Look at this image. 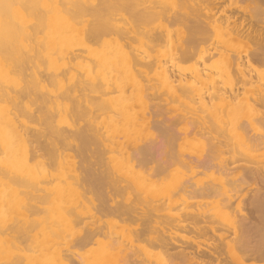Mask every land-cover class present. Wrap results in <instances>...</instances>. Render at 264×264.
<instances>
[{"label":"bare ground","instance_id":"1","mask_svg":"<svg viewBox=\"0 0 264 264\" xmlns=\"http://www.w3.org/2000/svg\"><path fill=\"white\" fill-rule=\"evenodd\" d=\"M11 1L26 5L32 11L30 13L35 14V18L37 15L40 21H47L52 33L46 46L34 39L41 26L40 22L29 27L20 17L19 20L7 19L6 12L10 10L7 7L9 2L13 4ZM247 1L253 5V13L244 9L240 0H0V33L9 27L19 36L32 40L25 44L24 39L19 48L18 61L15 62V56H12L15 63L5 65L3 62L5 66L2 65L3 70L0 72V153L4 154V159L0 160V255H13L12 259L0 264H146V258L136 255V251L131 249L132 252H129L126 246H136V243L145 239L141 235L144 231L146 233L149 226L155 227L156 231H151L156 232L152 238L159 244L155 242L156 245L162 247L153 255L146 247L147 257L154 258L155 264H247L248 260L264 259V219L261 218L264 214V167L246 163L247 160L256 163L255 152L264 145V70L257 68L258 64H264V0ZM171 5L175 6L173 11ZM30 13L27 15H31ZM89 16L101 18L102 25L93 24V20L87 18ZM185 20L193 21L196 25L194 29L198 27L206 36L209 32L206 31L212 24L218 25V22H222L220 20H224V37L219 41L216 38L217 46L196 51L201 64L189 69L188 74L181 71L179 61L186 60V56L198 49L199 45L194 46L193 43L192 50L186 44L188 40H182L178 49L173 53L170 51L171 55L168 54L169 60L160 55L161 45L164 40L171 38L174 25L181 21L185 23ZM155 21L156 27H149ZM71 33L79 36L78 49L66 44L68 38L69 42H73V37H69ZM107 33L114 35L112 41L99 50L93 48L92 44L96 41L99 45L97 39ZM181 34L183 37L187 33ZM190 37L189 42L192 41ZM201 37L200 40L205 42ZM233 39L238 44H230ZM245 40L251 41L252 45L247 44L251 47L249 52L244 50L247 52L244 54V51L239 50V43H244ZM137 41L142 44L141 48L135 45ZM219 43L224 48L220 50L221 61L234 75L228 85L211 79L213 66L207 63L209 57L215 54L213 51L220 48ZM7 52L8 50L5 53ZM194 54L190 56L195 57ZM43 57L51 64L53 71L33 69L29 76L24 74L21 88L12 90L15 88L11 89L10 86L11 74L16 70L18 72V69L26 70L27 66L23 63L31 62L33 68ZM58 60L63 61V69L56 66ZM77 68L80 77L64 91L48 89L50 83ZM153 68L156 72L152 75ZM127 86L131 89L130 93ZM31 92L36 94H33L37 98L35 104L25 101V97ZM137 92L141 94V106L133 103ZM187 98L198 100L202 114L195 116L180 110L178 114H172L174 117L171 116L172 119L176 117L174 120L178 122L174 126L182 123L181 132L186 138L194 135L195 139L198 137L201 141L208 140L209 146L207 145L205 158L202 156V159H198L196 155L197 158L194 159V155H188L191 159L181 158L179 162H184L192 172H198V167L203 165L213 166L216 155L230 149L231 138L237 136L244 147L240 157L246 162L240 157L241 160L234 157L233 160L243 161L242 165L239 164L244 168L242 175L237 177L233 174L240 166L236 165L234 168L229 162L222 160L215 165L221 174L208 185L198 187L191 178H187L175 183L171 192L165 195L164 201H148L143 196L135 197L137 200L131 199L126 205H111L110 211L112 209L118 216L126 214L141 220V223L137 222V230L118 231L115 224L110 223V240L101 242L97 249L94 247L95 250L88 254H80L82 247L102 234L105 225L103 226L100 215L110 206L109 194L106 193L108 196L104 198L106 189H100L102 193H99L95 183L103 178L112 185H118L125 177L140 179L144 188L157 185L162 168L147 171L149 169L141 168L143 163L146 164L142 160L150 154L149 151L153 150L151 145L158 140L154 129L159 128L163 121L161 119L165 123L167 121L169 115L159 120L161 115L168 114L170 110L165 104L169 106L171 100L185 102ZM65 99L71 100L73 105L63 106L62 100ZM163 100L166 101L165 104ZM2 101H9L11 105L3 104ZM61 110L69 112L73 121L86 119L87 125L79 129L71 126L68 131L63 127H53L51 119L54 116L56 118ZM105 114L108 115L104 116ZM24 116L44 120L46 125L42 122L46 127H34ZM170 123L173 125L172 121ZM134 132L144 135L150 141L137 146L131 153L123 152L126 162L123 174L119 177L111 176L110 170H107L110 167L102 170L105 154H112L109 156L110 162L116 160L117 157L113 154L130 142ZM70 149L73 153H66ZM161 156L163 153L159 156L162 160ZM177 156L175 158H179ZM61 157H64L65 163L61 166V172L55 174L53 164ZM169 161L171 165V160ZM250 181L262 185L249 201V205L254 206L249 208V212L254 208L255 213L262 211V215L261 212L254 215L253 211V214L250 213L252 216L248 215L244 203L241 204V199L237 200L238 189L243 187L241 184L245 185ZM101 183L105 184L103 181ZM93 191L99 193V198L103 196L104 200L98 198L101 203H95L91 195ZM198 195L218 197L216 210L213 213L209 211V215L201 209L187 208L179 213L171 212L170 209L178 201L177 196L190 201L194 196L199 197ZM139 199H142L145 207L139 206ZM39 213L41 215L37 216ZM88 218L91 219L89 231L85 230L86 233L81 238L74 239V228ZM254 218L260 221H253ZM138 224H143L144 228ZM38 227L40 230L36 231ZM177 227L196 232L195 237H200L198 234L204 236L208 232L212 233V244L208 250H199L197 241L191 239L193 243L190 240L187 245L196 248L195 250L188 246L191 252H187L188 248L186 251V246L183 245L178 248L179 251H174L177 244L172 241L171 230ZM153 240L150 238L152 243Z\"/></svg>","mask_w":264,"mask_h":264},{"label":"rangeland","instance_id":"2","mask_svg":"<svg viewBox=\"0 0 264 264\" xmlns=\"http://www.w3.org/2000/svg\"><path fill=\"white\" fill-rule=\"evenodd\" d=\"M13 4V6L11 5V3L9 2V4H8V7H7V10H9V11H7L6 12V16H7V19L10 21L11 20V18H13L12 20H19V18L18 17H20V19H23L24 20V22H25V24L27 25V26H29V27H31L32 26V24H33V26L36 24H38L39 22L41 23V26L39 27V29H41V30H39L38 29V31H37V33H36V35L34 36V39L36 40V41H38L39 43H41V45H45L48 41H49V37H50V35H51V33H52V28L48 25V23H47V21L46 22H44L43 20H41L40 21V18H38L37 17V15H36V18H35V14L33 15V13H30V8L29 7H27L26 5H24V4H22V3H18V2H16L15 1V3H14V1H11ZM18 3V4H17ZM229 2H227V4H228ZM20 4H22V5H20ZM240 5L244 8V9H246V10H250V12L252 11V13H253V9H252V7H253V5H251L247 0H240ZM9 6H11V7H9ZM22 6H23V9H25V8H27L26 10L27 11H29V13L32 15H27V14H29V13H27V11L25 10H23L22 9ZM24 6H25V8H24ZM170 8H171V11H173L174 9H175V6H173L172 7V5L170 6ZM173 8V9H172ZM236 11V10H235ZM19 12V13H18ZM32 12V11H31ZM9 13V14H8ZM34 13H37V12H34ZM237 13H238V11H237ZM240 13V12H239ZM9 15V16H8ZM12 16V17H11ZM28 16V17H27ZM24 17V18H23ZM38 18V19H37ZM90 21L91 20H93L92 22H94L93 24H95V25H97L98 24V26H101L102 25V23H103V20H101V18H99V17H91V16H89V17H87ZM96 18V19H95ZM98 18H99V20H98ZM31 19V20H30ZM11 20V21H12ZM96 20V21H95ZM28 21V22H27ZM43 21V22H42ZM98 21V22H97ZM220 21H224V20H220ZM100 22H101V24H100ZM222 22H218V25L217 24H212L210 27H209V30H207L206 32H208L207 33V36H206V33H204V32H201L199 29H197V28H195L194 29V27H196V25H195V23L193 22V21H191V20H185V23H184V21H181V22H179L180 23V25H179V23H176L175 25H174V28H173V33H172V36H171V38L169 39V40H164L163 42H164V44L162 43V45H161V48H160V55L163 57V59H166V60H169L170 58V56L168 57V54L169 55H171L173 52H175L177 49H178V45H179V43L182 41V40H188L187 41V45L188 46H190V48L193 50V43H194V46L195 45H199L198 46V49H194L195 50V52H194V50H193V52L195 53H193L192 51V53H190V54H188L187 56H186V60L185 59H183V61L181 62V61H179V65H180V67L182 68L181 69V71L182 72H184V73H187L188 74V70L190 69V70H192V68H194V67H196L197 65H200L201 64V59H200V57H198L199 56V54H197V50H199L200 48H206V47H208L209 46V49H211L212 47H214V46H217V44H218V41L219 40H221L223 37H224V34H223V31H222V28L224 27V22H223V24H222ZM30 25H29V24ZM42 23H44L43 25H42ZM188 25H187V24ZM100 24V25H99ZM219 24H222V25H219ZM156 25H157V21H155V22H151L150 24H149V27H156ZM190 25V26H189ZM195 25V26H194ZM43 26L45 27V28H43ZM178 26H179V28H178ZM192 26V27H191ZM43 28V29H42ZM178 28V29H177ZM181 28V29H180ZM186 30H185V29ZM187 28H188V30H187ZM190 28V29H189ZM10 29V30H9ZM181 30V31H178V30ZM184 29V30H183ZM197 29V30H196ZM183 30V31H182ZM199 30V31H198ZM41 31V32H40ZM44 31V32H43ZM46 32V33H45ZM182 32H185V33H187L186 35L184 34L183 35V37H182ZM193 32V33H192ZM199 32V33H198ZM2 33H4V34H2ZM6 33V34H5ZM11 33V34H10ZM198 34V38L196 37V35ZM1 34H2V36H1ZM189 34V35H188ZM192 34H194V35H192ZM202 34V35H201ZM4 35V36H3ZM40 35H41V37H40ZM107 35V36H106ZM104 34V35H102V37H101V39L99 38V40L97 39V42H99V45H98V43H96V41H95V44L93 43L92 44V46H93V48H95V49H97V50H99V49H101V47H103L106 43H108V42H111L112 41V39H113V37H114V35L113 34H109V33H107V34ZM18 35V33H15L11 28H9V27H6L5 28V30H2L1 31V33H0V39L2 40H0V53H2L3 55L1 56V54H0V72L3 70V68H2V65L3 66H5V65H7V64H13V63H15V62H17L18 61V58H19V56H20V50H19V48L21 47V43L22 42H24L25 40H26V42H24L25 44H28V43H30L32 40L31 39H29V38H24V37H22V36H19ZM186 36V37H185ZM189 36H191L190 38V40H192V41H190L189 42ZM192 36H194V37H192ZM203 38H202V37ZM205 36L206 37H208V40H207V42L205 41L206 39H205ZM4 37V38H3ZM9 37H11L10 38V41H9ZM18 37V38H17ZM69 37H73L72 39H71V41H73L72 43L71 42H69V40H70V38H68V40H66V44H67V46H71V47H73V48H75V49H78V42L80 41V39H78L79 38V36L78 35H76V34H74V33H71L70 35H69ZM199 37H201V39L203 40V41H205V42H202L201 40H200V38ZM222 37V38H221ZM4 40H3V39ZM13 38V39H12ZM20 38V39H19ZM185 38V39H184ZM187 38V39H186ZM196 39L197 41H198V44H197V41H195V40H193V39ZM216 38H218V41H217V39ZM220 38V39H219ZM25 39V40H24ZM33 39V40H34ZM13 40H14V42H13ZM172 40V41H171ZM235 39H233V40H231L230 41V44H232V45H234V43H235V41H234ZM6 41V42H5ZM195 41V42H194ZM200 41V42H199ZM2 42H4V43H2ZM9 42V43H8ZM13 42V43H12ZM18 42H19V44H18ZM188 42H189V44L191 43V45H189L188 44ZM202 42V43H201ZM249 42V43H248ZM7 43H8V45H7ZM13 45H12V44ZM172 43V44H171ZM196 43V44H195ZM205 43V44H204ZM246 43V44H245ZM5 44V45H4ZM171 44V45H170ZM236 44H238V42H236L235 43V45ZM245 44V45H244ZM247 44H250V45H252V42L251 41H247V40H245L244 41V43L243 42H241V43H239V45H240V48H239V50L240 51H244V50H246V51H248L249 52V49H250V45H247ZM7 45V46H6ZM18 45V46H17ZM20 45V46H19ZM100 45H102V46H100ZM135 45L138 47V48H141L142 47V44L139 42V41H137V42H135ZM221 44L219 43V46H220ZM239 45H238V47H239ZM247 45V46H246ZM2 46V47H1ZM8 46H9V49H8ZM11 46V47H10ZM46 46V45H45ZM173 46V47H172ZM203 46V47H202ZM218 46V47H219ZM7 47V48H6ZM15 47V48H14ZM167 47H169L170 48V50L168 51V49L169 48H167ZM5 48H6V50H8V52L7 53H5L6 52V50H5ZM197 48V47H196ZM11 49H12V51H11ZM224 48L222 47V46H220V48L217 50V51H213L215 54V56L214 55H212L211 57H209V61L207 62V63H209V65H211V66H213L212 67V70H211V79L214 81V82H216V83H225L226 85H228V84H230L231 83V81H232V78L234 77V75L231 73V70L228 68V67H226L223 63H222V56H220L221 54H220V50L222 51ZM2 50V51H1ZM3 50H4V52H3ZM17 50V51H16ZM19 50V51H18ZM13 52L14 51V53H11V52ZM172 53H171V52ZM246 51H244L243 53L245 54V53H247ZM218 52H219V54H218ZM241 52V53H242ZM12 55H11V54ZM16 53V54H15ZM6 54V56L4 57V55ZM7 54H9V55H7ZM14 54V55H13ZM196 55L195 57L194 56H190V55ZM10 58H9V57ZM12 56L14 57L13 59H14V61H12L13 59H11L12 58ZM183 56V55H182ZM181 56V57H182ZM192 57V59H189L190 57ZM214 56V57H213ZM2 57H3V59H2ZM17 57V58H16ZM181 57H180V59H181ZM185 57V56H184ZM16 58V59H15ZM199 58V59H198ZM11 61H10V60ZM179 59V60H180ZM8 60V61H7ZM7 61V63H5ZM44 61H45V63L47 64H45L44 65ZM3 62H4V64H3ZM9 62V63H8ZM42 62H43V65H42ZM214 62H216V63H218V64H215ZM212 63V64H211ZM215 64V65H214ZM23 65L24 66H27V68H26V70H24V68H23V70L22 69H18L19 71L17 72V70L15 71V73H13V74H11V76H12V80H11V84H10V86H11V89L12 88H15V89H12V90H18V89H20L21 88V86L24 84V78H25V76H29L30 75V72L34 69V70H37V69H42V70H48L49 69V71H53V69L51 68V64H49V62L47 61V59H45L44 57L43 58H41L39 61H38V63L36 64V66L35 65H33V68H32V63L31 62H29V63H23ZM29 65H30V67H29ZM61 65V66H60ZM218 67H217V66ZM41 66H43V67H41ZM56 66L57 67H60L61 69H63V61L62 60H58L57 62H56ZM216 66V67H215ZM46 67V68H45ZM44 68V69H43ZM186 68H188V69H186ZM257 68L260 70V71H262V70H264V64H258L257 65ZM189 70V71H190ZM27 72V75H26V73L25 72ZM156 72V69H154L153 68V70H151V74L153 75L154 73ZM21 74V75H20ZM24 74H25V76H24ZM213 74V75H212ZM213 76V77H212ZM72 77V78H71ZM80 77V71H79V69L77 68V69H74V70H72L71 71V73H68L65 77L64 76H62L60 79H58V80H56V81H54L53 83H50L49 84V87H48V89L49 90H53V91H55V92H61V91H64L67 87H69L72 83H74L75 81H76V79L77 78H79ZM219 77V78H218ZM14 79V80H13ZM65 79H66V81H65ZM20 80H22V81H20ZM69 80V81H68ZM75 80V81H74ZM13 82V83H12ZM20 82V83H19ZM229 82V83H228ZM16 83V84H15ZM57 83V84H56ZM15 86H14V85ZM18 85V86H17ZM16 86H17V88H16ZM55 86V87H54ZM61 87V88H60ZM60 88V89H59ZM129 88V89H128ZM130 87L129 86H127V91H128V93H130ZM34 93H30L29 94V96H27V97H25V101H31L32 103H36V101H37V98L34 96V95H36V94H34ZM35 100V101H34ZM166 100V99H165ZM165 100H163L164 102V104L166 103V101ZM168 102V101H167ZM2 103L3 104H5V103H7V104H10L11 105V103L9 102V101H5V102H3L2 101ZM133 103L134 104H136V106H141V104H142V99H141V94L140 93H136V98L133 100ZM169 103V102H168ZM62 105L63 106H65V105H67V106H72L73 105V102H71V100H67V99H65V100H62ZM167 107H169L170 108V110L168 111V114H163V115H161L160 116V118L159 117H157V118H159V120L161 119V118H166L168 115V117H167V121H166V123H165V121H164V119H161L160 121H162V123L160 124L159 122L160 121H157V123H159L160 124V126H159V128L157 127V126H155V128L156 129H154L153 131L156 133V135H158V140H156V142H155V144L158 142V144H152L151 145V149H153V150H150L149 152H150V154L148 153L145 157H144V160H142L143 162H146V164L145 163H143L142 164V166H141V168H144V169H149V170H147V171H151L150 169H152V171H155L156 169H161L162 168V174H159L158 175V179H160V181H159V183L157 184V185H155V186H152V187H143V185H142V183L140 182L141 180L140 179H127V178H123V181L120 183V184H115V185H112L110 182L108 183V181L106 180V179H100V181H99V183L98 182H96L95 183V186L97 185H100V188H99V186H98V188H97V186H96V189H98L99 191H100V189L102 190H105L106 189V192L104 193V198L106 197V193H108L109 194V204H110V206H109V209L104 213V214H101L100 215V217H101V221H102V223H103V226L105 225V228L103 227V230H102V234H99V235H97V236H95L92 240H91V242L88 244V245H85L84 247H82L80 250H79V252H80V254H88V253H90L91 251H93V250H95V248L97 249L98 247H99V244L101 243V242H107V241H109L110 240V236H109V233H108V231H110V223H114L115 224V229L116 230H118V231H120V230H123V231H125V232H130V231H133L135 228H136V230H137V222L138 223H141V220H138L135 216H129V215H126V214H119V216H118V214L117 213H114L113 212V210L111 209V211H110V207H111V205L113 206H115V204L116 203H120L121 205H126L127 203H129L130 201H131V199H136L137 200V198L138 197H143V196H146L147 197V200L148 201H152V200H162V201H164V197H165V195L167 194V193H169V192H171V190H172V187L174 186V184L175 183H177V182H180V181H183V180H185V179H187V178H191L196 184H197V186L198 187H203V186H205V185H208L209 183H211L213 180H214V178L217 176H219L221 173V171H220V169L216 166L215 167V165H217L218 163H219V161H227V162H229V164H230V166H234V168H236L235 166L237 165V167H239L240 165H242V163H243V161L245 160L243 157V159L240 157L242 154H243V143H242V141L236 136V138L234 137H232L231 138V147H230V149H227V150H225L224 151V153H220V155H219V153L216 155L217 157H216V159H214V161L215 160H217V162L216 163H214V161H213V166H204L203 165V167L201 168V167H198V172H192V170L188 167V166H186L185 164H184V162L182 163V161H181V163L179 162V160H182V159H191V158H189L188 157V155H191V156H193L194 157V159L195 158H197L196 157V155L198 156V159L199 158H201L202 159V156H203V158H205V156H206V153H207V149H208V146H209V142H208V140H203V141H201L202 139H198V137H196V139H195V137H194V135H189L188 136V138H186L185 137V135H183V133L181 132L182 131V126H183V124L182 123H180L179 125L177 124V126H174V125H176V122H177V120L175 121L174 119H176V117L175 118H173L172 119V117H174L172 114H174V115H176V114H178L179 112H180V110H185L186 112H190V113H192V114H195V116H198V115H200V114H202V111H201V109H200V104H199V102H198V100H192V99H189V98H187L186 100H185V102H183V101H178V100H175V101H173V100H171V102L169 103V106L167 105V104H165ZM58 114V115H57ZM57 114H55V115H57L56 116V118H55V116L51 119L52 121H51V125H53V127H55V128H59V129H61L62 127V129H64V130H70L71 129V126H73L74 127V129H79V128H82V127H85L86 125H87V122H86V119H78L77 120V122L76 121H73L74 119H73V117H71V115L69 114V112H67V111H65V110H61V112H59V113H57ZM106 115H108V114H105L104 116H106ZM167 115V116H166ZM172 116V117H171ZM23 118H25L26 120H28L29 121V124H31L32 126H34V127H46L45 125V121L44 120H38V119H36V118H27V116L25 117H23ZM156 118V119H157ZM33 119V120H32ZM55 119V120H54ZM170 119H172V120H170ZM38 122H36V121ZM100 120H101V118H100ZM42 121H44V124H43V122ZM169 121V122H168ZM170 121H172V123H173V125L170 123ZM174 121V122H173ZM34 122H36L37 123V125H36V123H34ZM178 123V122H177ZM164 124V125H163ZM167 124V125H166ZM170 124V125H169ZM57 125V126H56ZM163 127V129H161L162 127ZM167 126V127H166ZM169 126V127H168ZM161 127V128H160ZM171 127V128H170ZM173 127V128H172ZM181 127V128H180ZM66 128V129H65ZM68 128V129H67ZM176 128V129H175ZM263 128V127H262ZM166 129V130H165ZM159 132H158V131ZM163 132V133H162ZM173 132V133H172ZM178 133H179V135H178ZM167 134V135H166ZM171 134V135H170ZM161 135V136H160ZM144 135H141V134H139V133H137V132H134V133H132V136H131V140H130V142L128 143V144H124V146L122 147V149L121 150H119V151H117V152H115L113 155L114 156H116L117 158H116V160H114L113 162L111 161L110 162V159H109V156L110 155H112V154H109L108 152L105 154V157L104 158H106V159H104V164H102V165H104L103 167H101V169L103 170V169H107V167H110V168H108L107 170L111 173V176H118L119 177V175H121V174H123V172L125 171V169H126V162H125V160H124V158H123V152L124 151H127V152H133V149L135 150L136 148H137V146H139V145H144L145 143H149V139H147V138H145V136L143 137ZM181 138V139H180ZM184 138V139H183ZM163 139V140H162ZM171 139V140H170ZM189 139V140H188ZM191 139H193V140H191ZM52 140H54V138L52 139ZM198 140V141H197ZM190 141V142H189ZM192 141V142H191ZM199 141H200V143H199ZM173 143V144H172ZM193 143V144H192ZM165 144V145H164ZM159 145V146H158ZM208 145V146H207ZM154 146V147H153ZM162 146V147H161ZM165 146H166V150H165ZM155 147H157V148H155ZM154 148H155V150H154ZM171 148H172V150H171ZM159 149V151H157ZM64 151H65V149H64ZM163 153V156H161V158H162V160L160 159V155H162V153ZM166 152V153H165ZM170 152H171V154H170ZM66 153H73V150L72 149H70V150H66ZM164 153H165V155H164ZM173 153V154H172ZM256 153V155H257V158H256V163L255 162H252V161H250V160H247V162H246V160H245V162L247 163V164H249V165H262V167H264V145L263 146H261V147H259L258 149H257V151L255 152ZM178 155V156H177ZM200 155V156H199ZM156 156V157H155ZM175 156H177V157H179V158H175ZM184 157V158H183ZM186 157V158H185ZM188 157V158H187ZM233 157L234 158H237L238 160L241 158L243 161H235L234 162V160H233ZM240 157V158H239ZM147 158V159H146ZM170 158V159H169ZM182 158V159H181ZM230 158V159H229ZM4 159V154L3 153H0V160H3ZM80 159V158H79ZM78 158H76V160H79ZM151 159V160H150ZM157 159V160H156ZM240 159V160H241ZM169 160H171V165H170V161ZM147 161H148V163H147ZM165 161H167V162H165ZM169 161V162H168ZM61 162V163H60ZM65 163V159H64V157H61V158H57V160H55V162H54V164H53V173H55V174H59L61 171V166H62V164H64ZM244 162V164H246ZM167 163V164H166ZM106 164V165H105ZM145 164V165H144ZM159 164V165H158ZM240 164V165H239ZM243 164V165H244ZM246 164V165H247ZM55 166V167H54ZM106 166V167H105ZM158 166V167H157ZM163 166H165V167H163ZM170 168H169V167ZM124 167V168H123ZM205 167H207V168H205ZM213 167V168H212ZM215 167V168H214ZM241 167V166H240ZM55 168V169H54ZM112 168V169H111ZM243 167H241V168H239V170H238V168L236 169V171H234L233 172V174L235 175V176H237V177H240L241 175H242V173H243V169H242ZM120 169V170H119ZM164 169V170H163ZM168 169V170H167ZM219 169V170H218ZM166 170V171H165ZM235 170V169H234ZM238 170V171H237ZM200 171V172H199ZM239 171H240V173H239ZM242 171V172H241ZM219 172V173H218ZM239 173V174H238ZM185 174V175H184ZM205 174V175H204ZM240 175V176H239ZM123 176V175H122ZM193 177V178H192ZM101 181H103L105 184H102L101 183ZM254 182V183H253ZM98 183V184H97ZM249 183H250V185H249ZM249 183H246V184H248V185H244V184H241V185H243V187L241 186V188L240 189H238V193H237V195H236V197H237V200L239 201L240 199V201H241V204H243L244 203V205H245V211H247V214L249 215L252 211L254 212L255 210H254V208L252 209V210H250V212H249V208H252V207H254L253 205L251 206V205H249V201L251 200V198H252V196H253V194H255L257 191V188L258 187H260L261 185H259L260 183L259 182H255V181H250ZM107 184H109V185H107ZM258 184V185H257ZM94 186V187H95ZM102 186V187H101ZM112 186H114V187H112ZM116 186H118V189L116 188ZM119 186H121V187H123V186H126V188H120ZM244 186H246L245 188H244ZM91 187H92V185H91ZM106 187V188H105ZM109 187V188H108ZM263 187V186H262ZM111 188V189H110ZM114 188H116V189H114ZM126 189V190H125ZM97 190V191H98ZM102 190V191H103ZM109 192H111V193H109ZM98 191V192H99ZM120 191V192H119ZM121 191H123V192H121ZM241 193H240V192ZM95 193V194H94ZM99 193H102L101 191L99 192ZM99 193L97 194L95 191H93L92 192V197L94 198V201H95V203L96 204H99V203H101L100 201H99V199L100 198H102L103 200H104V198H103V196H101L100 198H99ZM113 193V194H112ZM120 194V195H119ZM96 195L98 196V197H96ZM115 195V196H114ZM199 197H197V196H194V197H192V199H190V201H185L184 199H182L180 196H177V199H178V201H177V203H176V205L175 206H173L170 210H171V212L174 214V213H179V212H181L182 210H185V209H201V210H204V211H206L207 213H208V215H209V211H211V213H213L212 211L213 210H216L215 209V206L217 205V203H218V197H214V196H208V197H204V196H200V195H198ZM108 197H107V199H108ZM135 197H137V198H135ZM99 198V199H98ZM111 198V199H110ZM116 198V199H115ZM95 199H98V200H95ZM102 199H101V201H102ZM118 201V202H117ZM141 201V203H139V206L140 207H145V203L143 202L142 203V199H139V202ZM114 202V203H113ZM243 202V203H242ZM123 203V204H122ZM125 203V204H124ZM181 203V204H180ZM216 203V204H215ZM255 205V204H254ZM255 206H258V205H255ZM214 207V208H213ZM247 207H248V210H247ZM258 209H260L259 208V206L257 207ZM264 208V207H263ZM255 209H256V207H255ZM261 210V209H260ZM257 211V210H256ZM111 212V213H110ZM249 212V213H248ZM253 212L251 213V214H253ZM259 212H261V215L263 214L262 213V211H259ZM259 212H254V215H259ZM264 212V211H263ZM114 215H113V214ZM258 213V214H257ZM106 214V215H105ZM117 214V215H116ZM250 214V216H252ZM41 215V213H39L37 216H40ZM102 215H104L105 217L103 218V216ZM106 216H108V217H106ZM124 216V218H122ZM256 217V216H255ZM256 218H258V216L256 217ZM256 218H254L253 219V221H260V220H258V219H256ZM261 218H263L264 219V214H263V216L261 217ZM260 218V219H261ZM89 219V218H88ZM85 219V221L83 222V223H80L79 225H77L75 228H74V231H73V237H74V239H78V238H81L83 235H84V233H86V231H89V227L91 226V225H88V224H91V219ZM137 219V220H136ZM263 219H261V220H263ZM131 220H133V221H131ZM262 222V221H261ZM107 223V224H106ZM209 223V222H208ZM264 223V222H263ZM262 223V224H263ZM153 224V223H152ZM152 224H150V225H152ZM202 224L204 225L205 223H203L202 222ZM139 225V227L141 226V228H144L143 227V224H138ZM198 225H201L200 223H198ZM122 227V228H121ZM127 227V228H126ZM138 227V228H139ZM107 228V229H106ZM125 228V229H124ZM140 228V229H141ZM178 229V230H177ZM177 229H175V228H173L172 230H171V235L173 236H171L173 239H172V241H173V243H175V244H177V249H174V251H176V250H178V248L180 249V246H183V245H185L186 246V251H187V248H188V246H190V245H187V243L188 242H190V240L191 239H193V241L195 240V241H197V244L199 245V250H208L209 249V246L212 244V241H213V239H214V237H213V234L212 233H209L208 232V234L207 235H204V236H201L200 234H198L200 237H195V236H197V233L196 232H194V231H191L190 229H188L187 228V230H185L184 228H182L183 230H180L178 227H177ZM40 230V227H38L37 228V230L36 231H39ZM86 230V231H85ZM142 230V229H141ZM147 231H148V233H147V231H146V233H145V231L142 233V237L143 238H145V239H143V240H145V241H143V240H141L140 242H138V243H136V246H131L130 244H128L127 246H126V248H128V251L129 252H132V251H136V255H140L141 257H143V258H146L145 259V263L146 264H149V263H151V264H155L156 262H155V259L154 258H148L147 257V251H146V247L152 252V254L151 255H153V253H156V252H158V250L160 251L161 249H162V247L160 248L158 245V243L156 242V244H158V245H156L155 244V242H154V240H153V238H152V236H154L155 234H156V230H155V227L154 226H149L147 229H146ZM153 230H155L154 232H151V231H153ZM189 230V231H188ZM85 231V232H84ZM139 232H141V231H139ZM150 232V233H149ZM172 232H174L173 234H172ZM191 232H194V233H196V234H194V233H191ZM144 234H146V235H144ZM149 234V235H148ZM154 234V235H153ZM204 234V233H203ZM206 234V233H205ZM108 236V237H107ZM149 236V237H148ZM230 236L232 237H234V235L232 234V233H230ZM105 237V238H104ZM150 238L153 240V243L150 241ZM98 239H99V241H98ZM142 239V238H141ZM94 240V241H93ZM106 240V241H105ZM192 241V240H191ZM193 241H192V243H193ZM192 243H189V244H191L192 245ZM88 246V247H87ZM129 246V247H128ZM158 246V247H157ZM95 247V248H94ZM191 247V246H190ZM160 248V249H159ZM192 248V247H191ZM130 249L132 250V251H130ZM192 249H196V248H192ZM138 250V251H137ZM179 251V250H178ZM187 252H191V249H189L188 248V251ZM236 256H239V255H236ZM13 258V255H6V256H4V255H0V263H4V262H6L7 260H10V259H12ZM4 260V261H3ZM247 264H264V259H259V260H248L247 261Z\"/></svg>","mask_w":264,"mask_h":264}]
</instances>
